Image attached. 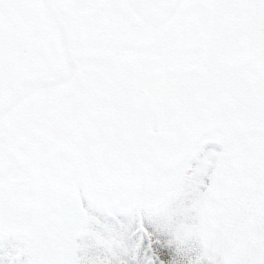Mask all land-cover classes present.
Listing matches in <instances>:
<instances>
[{
	"label": "snow or ice",
	"instance_id": "obj_1",
	"mask_svg": "<svg viewBox=\"0 0 264 264\" xmlns=\"http://www.w3.org/2000/svg\"><path fill=\"white\" fill-rule=\"evenodd\" d=\"M0 264H264V0H0Z\"/></svg>",
	"mask_w": 264,
	"mask_h": 264
}]
</instances>
